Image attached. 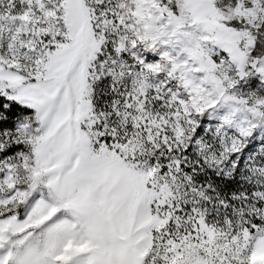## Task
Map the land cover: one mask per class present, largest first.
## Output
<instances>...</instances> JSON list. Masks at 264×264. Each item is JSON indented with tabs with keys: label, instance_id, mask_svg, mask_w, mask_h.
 Segmentation results:
<instances>
[{
	"label": "snow or ice",
	"instance_id": "6c2138e0",
	"mask_svg": "<svg viewBox=\"0 0 264 264\" xmlns=\"http://www.w3.org/2000/svg\"><path fill=\"white\" fill-rule=\"evenodd\" d=\"M0 264H264V0H0Z\"/></svg>",
	"mask_w": 264,
	"mask_h": 264
}]
</instances>
